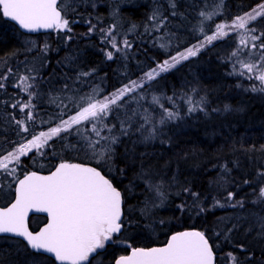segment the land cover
I'll list each match as a JSON object with an SVG mask.
<instances>
[{
	"label": "trees",
	"instance_id": "obj_1",
	"mask_svg": "<svg viewBox=\"0 0 264 264\" xmlns=\"http://www.w3.org/2000/svg\"><path fill=\"white\" fill-rule=\"evenodd\" d=\"M202 1L145 0L122 6L112 29L120 39L117 43L120 51L112 50L107 41L109 36L105 39V30L112 28L105 12L96 13L100 15L96 20L90 17L89 26H86L84 20L91 13L86 14L84 7L78 6L80 14L72 16L76 22L71 26L72 31L58 37L54 30L24 34L0 14V84H3L0 88V157L19 142L48 128L51 125L48 115L59 118L73 114L80 107L78 100L95 92L88 90L93 83L104 88L97 91L103 97L153 68L167 55L159 45L160 35L170 30L181 38L182 32L187 33L189 26L198 22ZM261 1L223 0L222 12L216 19L230 20ZM157 9L161 10V17L156 21L158 27H149L152 13ZM162 17L167 19L161 23ZM97 21L102 23L99 27ZM92 25L95 28L89 33ZM252 26L256 29L254 35L260 36L256 43L264 42L261 36L264 17L257 18ZM125 39L131 44L130 48L124 46ZM225 46L212 45L197 58L154 80L153 88L164 90L163 99L178 100L174 106L169 101L165 105L173 111L177 109L180 114L177 122L162 127L161 140L140 143L135 121H131L132 128L127 136L120 135V121L135 107L127 97L118 102L119 108L112 106L113 110L103 119L106 124L116 125L110 135H117L119 142L113 145L112 160L100 170L122 192L126 223L129 208L135 210L136 222L128 230L132 234L127 239L131 246L161 245L171 234L194 228L209 238L216 255L215 264H226L229 253L237 257V264H264V230L259 223V218L264 217V201L253 203L264 183V177L258 175L264 172V91L235 90L234 69H240L241 65L237 62L238 56L228 51L231 47L225 49ZM107 51L113 52L112 59L107 58ZM224 56L233 59L225 61ZM190 68L195 70L198 82L189 80ZM20 71L32 80L34 90L27 92L19 88L16 78ZM82 73L90 74L84 76ZM189 98L199 101L204 110L198 108L189 112ZM29 101L33 107L22 110L21 105ZM28 112L33 113V120L27 118ZM17 121H24V124L18 125ZM23 127L28 131H23ZM105 132L107 129H102L101 135ZM89 136L96 139L95 134ZM79 143L82 139L79 140L77 128L53 137L40 152H31L22 158L24 169L20 175L31 170L49 171L60 161L97 167V161L90 155L77 150L82 145ZM142 168L151 171L152 184L164 181L168 185L162 205L153 207L149 215L140 214L135 207L137 202L139 207L144 204L140 201L141 186L148 188L139 178ZM119 169H123L122 174ZM130 188H135L134 195L140 197L137 201L128 199ZM185 188L189 191L185 192ZM228 192L236 194L235 200H243V207H233L234 201L228 200ZM192 193L198 194V198ZM217 200L222 207L215 205ZM201 208L204 211H200ZM33 220L41 222L43 217H32L31 228L36 227ZM233 224L237 227L228 233L226 229ZM24 245L20 240L0 237V264L2 261L24 264ZM119 252L118 255H125L129 249H119ZM46 264L56 263L49 257Z\"/></svg>",
	"mask_w": 264,
	"mask_h": 264
},
{
	"label": "snow or ice",
	"instance_id": "obj_2",
	"mask_svg": "<svg viewBox=\"0 0 264 264\" xmlns=\"http://www.w3.org/2000/svg\"><path fill=\"white\" fill-rule=\"evenodd\" d=\"M172 6L175 7L174 4ZM67 7L68 5L64 0H0V14L29 31L55 28L70 32L71 22L65 18ZM113 14L116 13L113 12ZM158 15L159 10L157 9L153 12L151 19L155 20ZM201 16L207 19L211 18L204 12L201 13ZM258 17H264V3L258 4L251 12L235 17L231 24L216 25V31L211 36L205 35L204 41L187 48L184 52H178L175 56L170 57V60H164L156 68L146 72L139 83L132 80L102 100L93 99L91 96L87 97V106L81 107L75 115L69 116L67 120L62 119L56 127H50L46 132L41 131L38 134H33L31 139L20 143L12 152L0 158V169L12 175L15 170L9 169V161L19 163L22 156H27L33 149H43L49 145V141L53 137L70 132L73 126L80 125L84 121L95 120L99 123L100 127L97 123H93L91 127L96 139L82 135L85 143L77 148V150L90 151L92 158L97 161V167L63 161L49 175L30 172L19 180V185L15 189V201L10 207L0 208V233H12L23 237L26 241L22 253L24 264H46V261L49 260V254L59 264H91L90 256L96 253L97 249L104 248L107 242L112 241L114 234L122 232L126 224L122 207L124 203L122 193L113 184V181L100 170L115 155L113 145L119 142V137L117 135H101L102 129H107L111 134L116 127V125L104 123L103 117L113 110L112 106L119 108L121 105L118 102L122 101L128 94L141 89L144 79L152 81L160 73L167 72L181 61L196 56L206 43L211 44L212 41L228 35L225 29L229 31L244 30L240 33L239 45L241 46L248 45L249 37L251 41H259L260 36L251 35L256 29L248 27L249 23ZM164 19L167 18L162 17L160 22L162 23ZM94 28L95 25L89 27V33ZM200 30L203 31V28ZM111 32L112 28L110 27L107 30V35H105L106 40ZM101 33L104 34V30H101ZM261 36H264V33H261ZM110 43L113 49L120 51L115 36H111ZM123 44L125 47H131L127 39L123 41ZM44 48L47 49L46 44ZM251 48L264 50V42L252 43ZM239 55V51L232 53V56ZM248 55L252 57L253 54L249 52ZM106 56L108 59H112L113 52L107 51ZM237 62L249 73L258 72L259 74L255 75V79L264 85V51L259 53L255 62L245 63L243 60ZM89 74L82 73L84 76ZM21 80L27 82L29 77H21ZM31 86L25 83L24 90L27 91ZM2 87L3 84H0V88ZM252 91H264V87L257 88L253 85ZM29 95L31 97L32 94ZM81 99L85 98L82 97ZM167 99L171 101L172 97ZM153 103L158 104L163 109V114L158 121L159 124L162 125L166 120L176 119L179 116L177 111L165 108L158 97H153ZM189 103H191L190 98ZM30 107H33L30 101L21 105L22 110ZM197 108L204 110L200 104H197L190 107L188 111L193 112ZM225 108L227 110L228 106ZM135 115L136 113L133 111L132 116H126L125 120L120 121V135L127 136L129 134L132 128V117ZM27 118L33 120V113L28 112ZM16 123L22 126L24 121H17ZM144 123H149L148 116L144 117ZM143 128L144 124H140L137 131H141ZM22 130L27 132L28 128L23 127ZM156 133L157 128L153 126L143 139L145 141L155 139ZM70 147L75 148L77 146ZM119 171L121 174L123 173V169H119ZM151 175L150 170L142 168L139 178L143 179L149 190L154 191L163 202L164 193L160 190L161 185L152 184ZM258 175L264 177V172L258 173ZM244 183L249 182L244 181ZM183 190L189 191L187 188ZM192 195L198 198V194L192 193ZM235 195L233 192H228V200L234 201L233 207H243V200H235ZM260 201H264V183L259 188L257 200L253 203ZM215 205H220V201H215ZM155 206V203L151 204V207ZM178 207L183 209L184 205ZM32 209L48 214V222L35 232L29 230L27 223L28 213ZM149 210V202L146 200L145 207L141 210L142 214ZM200 211H204V209L201 208ZM259 223L261 229L264 230V217L259 218ZM236 227L237 225L233 224L226 231L230 233ZM228 258L232 260L233 264H237L235 255L229 253ZM115 264H214V252L209 243V238L205 236L204 232L183 231L173 234L163 247H134L131 249L130 255L120 256Z\"/></svg>",
	"mask_w": 264,
	"mask_h": 264
},
{
	"label": "rangeland",
	"instance_id": "obj_3",
	"mask_svg": "<svg viewBox=\"0 0 264 264\" xmlns=\"http://www.w3.org/2000/svg\"><path fill=\"white\" fill-rule=\"evenodd\" d=\"M139 1H145V0H64V2L68 5V7L65 9L66 15L65 18L69 19L70 23V27L72 26L73 23H76L73 19L72 16H74V14H80V11L78 10V6L82 5L84 7V10L87 11L86 14H88L89 12L91 14H89L88 16H86L84 22L86 26H89V21L91 20L90 17L94 18L96 20V18L100 15H97L96 13H106V19H108V21H110L112 23V29L115 28V24L117 23V17H118V11L122 6H128L131 5L132 3L138 4ZM169 3V1H168ZM264 3V0H262L261 2H259L258 4ZM254 5L251 9H249L247 12H251L253 8H256L257 5ZM95 5V6H93ZM204 6V7H203ZM201 7L202 12L208 14L211 16L210 19H207L204 16H199L198 18V22L196 24L191 25V27L189 26L188 28V32L181 34V38L177 37V34L170 31V30H165L163 32V34L160 35V40H159V45L161 46V48L164 50V52L167 54L166 57L163 58L162 61L158 62L153 68H156L158 64L162 63L164 60H170V57L175 56L178 52H184L187 48L192 47L193 45H197L200 42L204 41L205 35L211 36L215 31H216V25L218 24H222V23H227V24H231L232 20L235 19L232 18L230 20H221L218 21L216 19L217 16L220 15V13L222 12V7H223V0H203L201 2ZM101 8V9H100ZM113 12H115L116 14L114 15ZM245 12V13H247ZM94 14V16H93ZM161 10H159V15L157 16V18L155 20L151 19L152 24H149L148 26H154V27H158V23H156L157 19H159L161 17ZM244 14V13H243ZM243 14L239 15L242 16ZM153 15V13H152ZM152 17V16H151ZM237 17V16H236ZM259 18V17H258ZM255 21H252L249 23L248 27L252 28V24ZM102 23L100 21H97V26L99 27ZM203 28V31H201L200 29ZM98 28L96 27V30ZM109 28H107L105 30V34L107 33V30ZM72 31V29H71ZM70 31V32H71ZM225 31L228 32V35L218 38L214 41H212L211 44H205V46L197 53L196 56H192L189 57L187 60H183L181 61L179 64H177L174 68L169 69L167 72H162L160 73L159 76H161L162 74L165 73H170L172 72L174 69H176L177 67H179L180 65L191 61L194 58H197L199 56V54L201 52H203L205 49H207L208 47H211L212 45L215 44H222V46H225V49H227L229 46L231 47L228 51L229 52H235V51H239L240 55L236 58L238 60H243L245 62L248 61L249 62H255V60L259 57V53L261 51V49H252L251 48V44L252 43H256V41H251L250 37H249V42L247 46H241L239 45V40H240V33H242L244 30H236V31H229L228 29H225ZM65 32L70 33L67 30H59V29H55L54 30V34L55 37H58L60 34H64ZM251 35H254V32L251 33ZM111 36H115L116 42L118 43V41L120 40L117 33L112 30L111 35L109 36L110 39H108L107 41L110 43L111 40ZM263 42V41H262ZM261 43V42H260ZM259 44V43H258ZM112 50L115 51V49L112 48ZM251 52L253 55L252 57H249L248 53ZM242 55V56H241ZM223 59H225V61H230L233 59V57L231 56H224L222 57ZM193 64V62L190 63V66ZM151 68V69H153ZM150 69V70H151ZM240 67V69H238L237 67L234 69V80L236 82V88L235 90H251L252 91V87L253 85H255L257 88H261L264 87V85L260 84V81L255 79V75H258V72H254V73H249L247 71V69ZM149 70V71H150ZM23 72V71H22ZM22 72L20 71V73L17 75L16 78V83L19 86V88L21 90H24L25 88V83L32 85V80L29 79L27 82H24L21 80V77H24L26 75L22 74ZM148 72V71H147ZM146 73V72H145ZM140 75L139 77H137L136 79H134L135 81H137L138 83L142 80V78H144V74ZM230 73V72H228ZM243 73V74H241ZM195 74V70H192V68H190L188 70V76L191 77V79L189 78L190 81H197V78L194 76ZM159 76H157L156 78H158ZM252 77L251 79L249 77ZM155 78V79H156ZM154 79V80H155ZM154 80L152 81H147L146 79H144V84L143 87L141 89H137L136 92L128 94L126 97L128 98L129 102L132 104V107H135L133 111H135L136 115L133 116L134 119H132V121H135V123L137 124V128L139 127L140 124H144V128L141 131H137V128L135 129L136 133L139 135V142L142 144H152L154 142H157L159 140L162 139L163 135V129L162 127H164V125L171 123V122H177V120L180 117L179 116L176 119H172V120H166L164 124H159L158 121L160 120L162 114H163V109H161L159 107L158 104L153 103V97H158L160 100V103H162L164 105L165 108H169L165 105V102L169 101L168 99L166 100V97L163 99L164 97V90H158L153 88V84H154ZM15 83V84H16ZM189 84V83H188ZM185 86V85H183ZM122 88V87H121ZM185 90V88H183ZM30 90H34L33 86H31L30 88H28L27 92ZM88 90H95L94 93L89 94L86 96L85 99H81L78 100L80 107L71 115H68L66 117H55V116H47V118L49 119V122L51 123V125H49L48 128L41 130V131H48V129L50 127H56L60 121L63 120H67L69 116H73L76 114V112L81 108V107H86L87 106V97L91 96L93 99L96 100H102L105 96L100 97L99 94L97 93L98 90H104V88L102 86H100L99 83H93L92 86L88 89ZM191 90V89H189ZM193 90H197L195 88H193ZM25 91V90H24ZM116 91V90H115ZM113 91V92H115ZM111 92V93H113ZM257 92V91H255ZM110 93V94H111ZM110 94L106 95L109 96ZM179 97H177L178 99ZM172 106H174L175 104H177L178 100L174 99L172 97V100L169 101ZM199 104V101H191L190 103V107ZM170 109V108H169ZM198 109V108H197ZM132 112H129V116H132ZM176 111L179 113V111L176 109ZM148 116L149 118V123H144V117ZM132 117V118H133ZM104 118V117H103ZM93 123H97L98 125V121H84L82 122L80 125H75L73 126V129H79V131H77L78 136H79V140L81 141L82 139V135H87L89 136L90 134H94L91 131V127ZM155 126L157 128V133H156V137L155 139H151V140H147L145 141L143 139L144 136L148 135L149 130ZM83 127H86L85 129H83ZM98 127H100L98 125ZM39 131V132H41ZM38 132V133H39ZM36 133V134H38ZM106 133V134H105ZM103 134H105L104 136H108L110 135V133L107 131ZM112 134V133H111ZM103 136V135H102ZM32 137H30L29 139H31ZM155 140V141H154ZM25 141H21L19 142L14 148L18 147L20 143H24ZM85 141L82 139V143L79 144H84ZM14 148L10 151H8L6 154H4L3 156H6L9 152H12L14 150ZM41 149L36 150L33 149L31 152L36 153V152H40ZM83 153H85L86 155H90L92 157V153L90 151L86 152L81 150ZM30 152V153H31ZM29 155V154H28ZM27 155V156H28ZM3 156H1L0 158H2ZM24 156H22L20 158L19 163L15 162V161H9L8 162V167L10 170L14 169V173L12 175H9L7 172H5L4 170L0 169V201L1 204H6L7 202H9L12 197H13V192H14V186L15 183L17 181V179L19 178L20 174L23 172L22 170L24 169V165L22 162V158ZM94 159V158H93ZM95 160V159H94ZM96 161V160H95ZM47 165V164H46ZM162 184L161 186V191L164 193V190H167V186L166 183L163 181H160ZM163 187V188H162ZM135 188L133 189H129L128 190V194L127 197L128 199L131 201H137L138 196L134 195L135 193ZM144 192V193H143ZM141 195L142 198L140 199V201L142 200V202H144V204L142 205V207H139L138 202L135 204L136 210L137 212H139L140 214H142V209H144L145 207V201L147 200L149 202V207H150V212L145 213L144 215H149L152 214L153 212L151 211V209L153 207H151L152 203H155L156 207H160L162 205L161 199L157 196H155V192L154 191H150L149 188H143L141 186ZM165 199V198H164ZM153 201V202H152ZM139 208H138V207ZM130 211V216H129V221L127 219V223L125 224V227L123 229V231L121 232V234L119 235L118 240H115L113 245L116 247L115 249H117L115 251V256H119L118 254L119 249L123 250L124 249H132L134 248L133 246H131V244L127 241V239L129 237L132 236V234H129L131 228H133L134 224H135V218H134V212L135 210H133L132 208H129ZM149 219H146V221ZM39 222V221H38ZM38 222L33 220V223L35 225L38 224ZM130 222H132V226L130 227ZM127 228V229H126ZM129 230V231H128ZM10 243H15L13 240L9 241ZM8 242V245L10 246ZM2 246H0V250ZM18 248V246H17ZM1 257L4 259L3 255L1 254ZM4 261H2L1 264H5L3 263ZM7 264V263H6ZM226 264H233L231 259H228L226 261Z\"/></svg>",
	"mask_w": 264,
	"mask_h": 264
},
{
	"label": "water",
	"instance_id": "obj_4",
	"mask_svg": "<svg viewBox=\"0 0 264 264\" xmlns=\"http://www.w3.org/2000/svg\"><path fill=\"white\" fill-rule=\"evenodd\" d=\"M4 17V16H3ZM6 20H8L9 22H11V23H13L18 29H19V31L20 32H22V33H24V34H28V35H35V34H41V33H48V32H50V31H52V30H54L55 28H53V29H39V30H37V31H29V30H27V29H23V28H21L20 26H19V24L18 23H16L15 21H13V20H11L10 18H7V17H4ZM61 162H63V161H61ZM61 162H58L55 166H54V168H52L50 171H47V172H43V171H37V170H32V171H28V172H25L17 181H16V183H15V187H14V194H13V198L11 199V201H9L8 203H6L5 205H0V208H7V207H10V205L15 201V189H16V187H18V185H19V180H21V179H23L24 178V176L25 175H27L28 173H30V172H38L40 175H49L52 171H54L55 170V167L59 164V163H61ZM69 163H79V164H86V165H88V166H91V167H96V166H94V165H91V164H88V163H81V162H69ZM103 173V172H102ZM104 174V173H103ZM108 177V176H107ZM109 178V177H108ZM110 179V178H109ZM122 193V192H121ZM123 196V195H122ZM124 200V199H123ZM123 205H124V203H123ZM123 207V206H122ZM44 216L45 218H46V221L42 224V225H40L38 228H36V229H34V230H32L31 228H30V224H29V222H30V219H31V217H33V216ZM48 222V214L46 213V212H42V211H37V210H35V209H32V210H30L29 211V213H28V217H27V223H28V227H29V230H31V231H39V229L41 228V227H43L44 226V224H46ZM122 231H123V229H122ZM183 231H200V230H197V229H194V228H188V229H183V230H180V231H177V232H183ZM177 232H175V233H177ZM175 233H173V234H175ZM119 234H121V233H117V235H119ZM173 234H171L169 237H168V239H167V241L170 239V237L173 235ZM0 236H7V237H12V238H17V239H19V240H21V241H24V238L23 237H19V236H16L15 234H12V233H0ZM167 241L165 242V243H163V244H161V245H156V246H151V247H163L166 243H167ZM25 243H26V241H24ZM142 248H144V247H142ZM147 248H150V247H147ZM130 253H131V250L128 252V254H126V255H130ZM93 255H95V253L94 254H92V256ZM92 256H90V258L89 259H91V257ZM121 256H125V255H121ZM49 257L56 263V264H59V262L58 261H55V259H54V257H51L50 256V254H49ZM120 257V256H119ZM119 257H117L116 258V260L117 259H119ZM116 260H115V262H116ZM115 264V263H114Z\"/></svg>",
	"mask_w": 264,
	"mask_h": 264
},
{
	"label": "flooded vegetation",
	"instance_id": "obj_5",
	"mask_svg": "<svg viewBox=\"0 0 264 264\" xmlns=\"http://www.w3.org/2000/svg\"><path fill=\"white\" fill-rule=\"evenodd\" d=\"M46 221V218L43 217V220L41 222H38V224L36 225V228L39 227L40 225H42L44 222ZM119 235L114 234L113 240L109 241L105 244V247L102 249H97V252L95 253V255H93L91 257V264H114L116 257L115 256V251L117 249H115V246H110L111 244L114 243L115 240H118ZM112 249V252L110 251Z\"/></svg>",
	"mask_w": 264,
	"mask_h": 264
},
{
	"label": "bare ground",
	"instance_id": "obj_6",
	"mask_svg": "<svg viewBox=\"0 0 264 264\" xmlns=\"http://www.w3.org/2000/svg\"><path fill=\"white\" fill-rule=\"evenodd\" d=\"M183 99V98H182ZM142 132V131H141ZM155 141V140H154ZM140 182V181H139ZM162 186V185H161ZM163 188V187H162ZM156 196V195H155ZM153 202V201H152ZM192 221V220H191ZM190 223V222H189ZM191 224V223H190Z\"/></svg>",
	"mask_w": 264,
	"mask_h": 264
}]
</instances>
